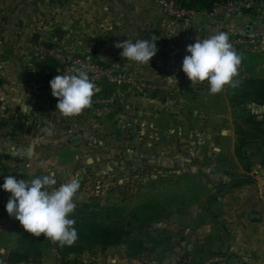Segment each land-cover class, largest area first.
<instances>
[{
    "label": "rangeland",
    "instance_id": "rangeland-1",
    "mask_svg": "<svg viewBox=\"0 0 264 264\" xmlns=\"http://www.w3.org/2000/svg\"><path fill=\"white\" fill-rule=\"evenodd\" d=\"M261 46L239 52L243 71L235 78L237 86H225L220 93L211 94L209 105L205 102L208 97L186 95L196 102L189 107L192 112L188 117H176L178 110L171 114L146 103L142 95L128 88H115L118 95L114 94V105H93L65 121L63 116H54L51 108L46 112L47 119L39 115L0 116V185L8 175L30 181L55 173L57 187L79 177L81 187L74 197L77 207L70 218L82 217L85 205L90 211L109 209L106 223L123 221L129 229H135V237H170L173 246L164 257L145 252L129 258L128 245L124 244L107 251L96 247L64 260L60 255L64 245L42 234L39 237L46 248L41 262L21 264H186L182 261L189 249L178 246L202 241L193 237L190 229L206 221L205 211L219 209L215 200L224 187L220 179L241 172L237 163L245 166L237 156V162L230 156V143H224L221 131L228 136L230 132L236 134V125H242L250 115L264 120V106L243 101L246 94L235 91L246 79L264 81ZM149 94L151 99L154 93ZM98 110L102 116H98ZM202 111L209 115L203 116ZM87 114L95 120L86 121ZM12 144L25 149V153L32 148V155L19 154ZM220 144L227 154H218ZM245 151H250L252 159H264L263 140ZM10 195L0 189V264H11V253L26 246V238L33 236L7 214ZM150 217L153 220L148 222ZM212 217L208 219L212 224H222L218 217ZM190 252L198 264H217L204 261L214 251L197 248Z\"/></svg>",
    "mask_w": 264,
    "mask_h": 264
},
{
    "label": "crops",
    "instance_id": "crops-1",
    "mask_svg": "<svg viewBox=\"0 0 264 264\" xmlns=\"http://www.w3.org/2000/svg\"><path fill=\"white\" fill-rule=\"evenodd\" d=\"M250 25L251 33H264V24L258 23L254 16L238 17L221 27H212L205 17L175 22L165 15L156 0H0V116L39 115L47 119L46 112L51 108L54 116L62 117L57 113L58 100L50 88L51 69L34 62L38 45L58 43L90 54L103 64L120 63L132 77L156 86L151 99L148 94L142 95L146 103L171 114L178 110L176 117H188L192 112L189 107L196 102L186 95L208 97L205 102L209 105L211 94L207 82L193 85L183 73L187 46L220 31L229 36L249 33ZM148 33L158 49L149 65H137L121 56L122 49L116 47L117 43L129 38L135 41ZM173 33L176 35L170 36ZM261 44L260 48H264V40ZM242 71L239 67L238 74ZM170 76H175L177 85L165 81ZM114 94L116 89L105 85L94 96ZM98 114L102 116V111ZM85 118L95 120L88 114ZM220 135L224 143H230L229 154L237 162L236 134L230 132L228 136L222 130ZM12 145L19 154L25 153L22 147ZM217 151L228 152L223 151L221 144ZM248 153L247 168L237 163L241 172L236 176H221L220 185L224 186L221 191L226 192L220 191L218 202L215 200L219 209L205 211L206 221L190 229L192 236L202 241L178 246L189 249L182 262L198 264L190 251L201 248L214 251L204 259L207 262L264 264V159L261 156L252 159ZM225 172L228 175L229 170ZM212 216L218 217L222 224L215 226L208 221Z\"/></svg>",
    "mask_w": 264,
    "mask_h": 264
},
{
    "label": "clouds",
    "instance_id": "clouds-1",
    "mask_svg": "<svg viewBox=\"0 0 264 264\" xmlns=\"http://www.w3.org/2000/svg\"><path fill=\"white\" fill-rule=\"evenodd\" d=\"M116 47L122 49L123 58L137 65H149L158 51L156 43L149 39L133 41L129 38L117 43ZM186 52L182 71L193 85L207 82L208 91L213 95L220 93L225 86H237L234 77L238 75L242 56L233 48L228 33L220 31L205 39L198 38L187 46ZM165 81L177 85L175 76ZM50 88L58 100L57 113L63 117L78 116L91 107L92 98L99 91L88 73L81 69L74 74L57 75L50 81ZM57 183L55 173L30 181L8 175L0 189L11 194L5 206L7 214L14 217L26 232L36 237L43 234L46 239L71 246L78 239V231L70 214L77 207L74 197L81 184L79 177L60 183L58 187Z\"/></svg>",
    "mask_w": 264,
    "mask_h": 264
},
{
    "label": "trees",
    "instance_id": "trees-1",
    "mask_svg": "<svg viewBox=\"0 0 264 264\" xmlns=\"http://www.w3.org/2000/svg\"><path fill=\"white\" fill-rule=\"evenodd\" d=\"M228 0H179L181 5L187 9L197 12L211 11L219 4H224ZM263 1L264 0H258ZM50 68L51 71L56 69V65H41ZM235 91L244 93L243 101H253L256 105L264 106V81L246 79L244 83L235 88ZM236 156L244 163L248 162L246 148L258 140H263L264 146V120L259 119L256 115H250L243 119L242 125H236ZM241 182V181H240ZM239 182V183H240ZM239 183L235 186H238ZM85 205L82 211L84 215L80 218L71 217L75 220V227L78 231V239L71 246L64 245L60 255L64 260L71 255H80L85 250H91L100 247L102 251L118 247L124 244L128 245V257L136 258L147 252L159 257L166 256L172 249V239L170 237L148 236L145 238L135 237V229H129V225L123 221L115 223H106L109 217V209L99 211L89 210ZM148 218V222L152 221ZM128 228V229H127ZM45 246L40 237L30 236L26 238V246L17 247L10 255L11 264L21 263H39L45 256ZM69 261H66L68 264ZM75 262V261H74Z\"/></svg>",
    "mask_w": 264,
    "mask_h": 264
},
{
    "label": "built area",
    "instance_id": "built-area-1",
    "mask_svg": "<svg viewBox=\"0 0 264 264\" xmlns=\"http://www.w3.org/2000/svg\"><path fill=\"white\" fill-rule=\"evenodd\" d=\"M165 15L175 22H183L198 17H205L212 27H221L242 16H254L256 21L264 24V2L258 0H228L211 11L197 12L181 5L179 0H156ZM230 43L237 53L255 49L264 40V33H245L229 36ZM35 61L39 65H56L52 79L57 75L74 74L77 69L88 73L97 85L112 86L118 91L128 88L138 95H146L156 90V86L143 79L132 77L120 63L103 64L90 54H82L71 47L58 43H43L36 47ZM116 102V95L93 96L91 106L108 108Z\"/></svg>",
    "mask_w": 264,
    "mask_h": 264
},
{
    "label": "water",
    "instance_id": "water-1",
    "mask_svg": "<svg viewBox=\"0 0 264 264\" xmlns=\"http://www.w3.org/2000/svg\"><path fill=\"white\" fill-rule=\"evenodd\" d=\"M248 32H249V33L252 32V25L249 26V28H248ZM141 39H149V40L152 41V35H151V33H148L147 35H145V36L142 37ZM32 152H33V149L30 148V149L28 150V152L25 153V155L30 157V156L32 155Z\"/></svg>",
    "mask_w": 264,
    "mask_h": 264
}]
</instances>
